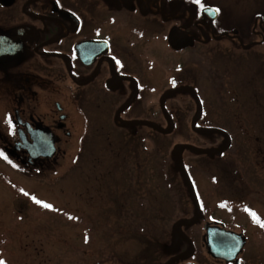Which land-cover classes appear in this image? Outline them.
Listing matches in <instances>:
<instances>
[{"label":"flooded vegetation","instance_id":"1","mask_svg":"<svg viewBox=\"0 0 264 264\" xmlns=\"http://www.w3.org/2000/svg\"><path fill=\"white\" fill-rule=\"evenodd\" d=\"M226 14L209 0H0V162L8 167L0 169V179L7 182L14 173L33 178L56 174L80 140L99 145L101 152L103 144L118 139L123 150L135 142L144 148L151 139L167 138L166 129L178 134L189 124L193 139L181 144L196 145L200 98L214 91L212 75L204 74L213 49L237 56L242 49L264 48V9L244 26ZM216 136L199 139L213 147ZM54 147V157L43 155ZM183 150L172 156L186 161L200 155ZM106 161V155L84 158L88 165L83 169L96 172L91 163ZM141 185L135 197L143 201L147 192ZM186 189L188 207L174 221L168 243L160 228L156 238L134 252L133 239L120 240L123 234L114 224L111 249L96 264H244L251 233L239 222L240 214H233L242 201L204 200L200 191L199 200H192ZM15 192L37 202L30 191ZM135 204L144 208L131 200L125 210L132 213L123 220L131 225L126 230L131 236L133 219L141 222L144 215L137 216ZM254 213L249 217L257 225ZM208 228L214 236L227 230L246 237L232 263L209 254ZM125 244L131 245L118 248Z\"/></svg>","mask_w":264,"mask_h":264},{"label":"rangeland","instance_id":"2","mask_svg":"<svg viewBox=\"0 0 264 264\" xmlns=\"http://www.w3.org/2000/svg\"><path fill=\"white\" fill-rule=\"evenodd\" d=\"M209 1L218 3L231 21L242 26L248 25L258 9H264V0ZM242 50L236 56L213 49L210 72L204 74L212 75L214 91L200 98L203 107L195 117L202 121L196 130L197 146L181 144L193 139L189 124L178 134L172 127L166 129L167 138L151 139L144 148L135 142L123 150L118 139L113 145L103 144L108 151L101 152L99 145L80 140L72 145L69 161L56 174L33 178L10 171L7 182L0 179V262L96 264L99 255L111 249L109 232L114 224L123 234L120 240L133 239L134 252L156 238L160 228L168 243L174 221L187 210V187L192 200H199L200 191L204 200L242 201L243 206L234 208L233 214H240L239 222L251 233L244 264H264V48ZM215 135L218 143L213 147L199 139ZM177 146L192 152V147L211 150L213 154L178 160L172 156ZM130 149L140 156L127 153ZM96 155H106L105 165L92 162L90 167L97 171H85L88 164L83 159ZM0 169L7 171L8 167L0 162ZM141 184L147 192L143 201L135 197ZM18 188L30 191L37 202L14 196ZM131 200L144 204L142 210L135 204L137 216L141 211L144 215L141 222L133 219L137 223L132 225V236L126 233L132 230L131 225L123 221L132 213L125 210ZM43 202L50 207L41 206ZM256 211L257 225L250 218Z\"/></svg>","mask_w":264,"mask_h":264},{"label":"water","instance_id":"3","mask_svg":"<svg viewBox=\"0 0 264 264\" xmlns=\"http://www.w3.org/2000/svg\"><path fill=\"white\" fill-rule=\"evenodd\" d=\"M209 12L211 14V17L214 18L216 15L215 11L210 10ZM183 148L184 146H177L173 154L177 155L178 153L182 151ZM192 150L196 151L198 154H208L209 155V153H211V150L200 149L197 147H192ZM55 154H56L55 147L52 149H49V152L43 153V155L50 157V158L54 157ZM207 230H208L207 231V236H208L207 247H208L209 254L213 256L215 259L224 260L227 263H232L238 257V255L242 253L247 243L246 237L243 236L242 234L239 235V234H236L235 232L224 230L223 234L214 236V233L211 232L212 228H208Z\"/></svg>","mask_w":264,"mask_h":264},{"label":"snow or ice","instance_id":"4","mask_svg":"<svg viewBox=\"0 0 264 264\" xmlns=\"http://www.w3.org/2000/svg\"><path fill=\"white\" fill-rule=\"evenodd\" d=\"M217 12L219 11L218 9L216 10ZM46 207H50L48 205H45ZM262 226H264V224H262ZM0 264H2V262H0Z\"/></svg>","mask_w":264,"mask_h":264}]
</instances>
